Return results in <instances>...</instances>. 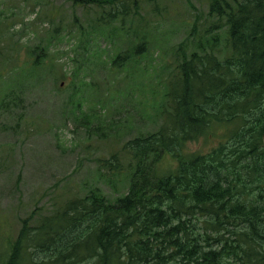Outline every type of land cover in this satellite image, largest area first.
<instances>
[{
	"label": "rangeland",
	"instance_id": "rangeland-1",
	"mask_svg": "<svg viewBox=\"0 0 264 264\" xmlns=\"http://www.w3.org/2000/svg\"><path fill=\"white\" fill-rule=\"evenodd\" d=\"M227 4L236 6L234 0H0V258L25 224L39 225L67 200L96 190L115 200L127 192L139 165L135 140L147 144L166 126V105L173 112L166 91L180 77L181 61L195 52L229 54ZM141 42L146 52L134 54ZM126 53L125 62H114ZM236 139L219 125L187 142L185 154ZM154 158L148 153V170L177 166L170 154ZM205 218L194 222L196 243L217 233ZM260 218L264 212L246 226L264 235ZM214 219L223 222V212ZM231 247L221 249L220 264L243 263L237 256L243 242ZM30 251L32 264H54V250ZM69 259L58 264H88Z\"/></svg>",
	"mask_w": 264,
	"mask_h": 264
},
{
	"label": "trees",
	"instance_id": "trees-1",
	"mask_svg": "<svg viewBox=\"0 0 264 264\" xmlns=\"http://www.w3.org/2000/svg\"><path fill=\"white\" fill-rule=\"evenodd\" d=\"M234 1L235 7L224 9L229 54L219 59L212 52H195L181 61L180 77L166 91L173 106L171 114L166 105V126L147 144L135 140L133 157L139 165L127 192L115 200L99 190L67 200L39 225L25 224L1 253L0 264H32V249L57 252L54 264L69 258L88 264H220L221 249L230 252L241 241L243 255L237 256L242 264H264L259 238L264 235L246 226L264 212V0ZM146 50L141 42L134 54ZM118 55L114 62L119 64L130 56ZM219 125H228L237 137L234 145L185 154L187 142ZM148 153L154 163L170 154L177 166L148 170ZM221 211L223 222L214 219ZM202 216L217 233L196 243L194 222ZM59 241L66 243L56 248ZM205 243L212 248L204 250Z\"/></svg>",
	"mask_w": 264,
	"mask_h": 264
},
{
	"label": "water",
	"instance_id": "water-1",
	"mask_svg": "<svg viewBox=\"0 0 264 264\" xmlns=\"http://www.w3.org/2000/svg\"><path fill=\"white\" fill-rule=\"evenodd\" d=\"M262 137H263V142H264V133H263V136Z\"/></svg>",
	"mask_w": 264,
	"mask_h": 264
}]
</instances>
